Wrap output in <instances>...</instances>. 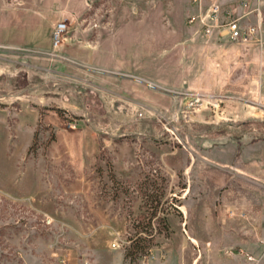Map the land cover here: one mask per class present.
<instances>
[{"label":"rangeland","instance_id":"rangeland-1","mask_svg":"<svg viewBox=\"0 0 264 264\" xmlns=\"http://www.w3.org/2000/svg\"><path fill=\"white\" fill-rule=\"evenodd\" d=\"M257 1L248 0L249 8ZM31 8L64 15L59 21L68 26L62 42L73 31L82 39L99 37L115 23L127 21L144 30L154 28L156 34L160 31L162 61L184 79L178 86L156 87L157 102L144 99L148 104L141 109L149 115L140 111L127 124L113 119L99 93L87 86L81 91L84 114L46 105L39 108L36 126L19 125L22 105L29 103L30 91L42 82L34 66L45 65L41 56L54 47L42 51L0 43V264L115 262L118 253L125 254L131 245L137 226L149 219L151 197L158 198L164 191L149 231L151 248L136 263L152 264L164 257L161 246L168 238L159 232L164 228L160 219L168 221V215L182 214V204L202 198L205 153L214 157L216 169L223 166L219 162H233L236 152V167L252 166L263 172L264 117L258 104L264 73L261 34L236 42L207 36L187 21L195 10L189 0H0V9L6 13H31ZM246 20L257 24L258 17L251 14ZM48 66L65 71L64 80L71 87L79 84L78 76L86 74L72 61H50ZM195 91L213 100L190 108L188 94ZM66 97L71 99L69 94ZM55 113L64 119V128L44 121V115ZM228 118L247 122L241 138L223 133L230 129ZM142 120L151 123L153 133L142 132ZM221 120L227 124L219 128L216 123ZM58 134L59 147H53ZM84 134L95 135L101 144L96 158L87 164L76 142ZM150 136L159 142L154 151L147 144ZM125 140L130 147H122ZM62 141L68 142V150ZM186 146L196 153L188 169L187 198L186 176L179 173V181L172 184L163 168V158H168L171 167L184 163ZM253 178L258 185L264 184L263 174ZM99 214L107 220L99 221ZM118 241L122 245L114 247ZM238 249L234 244L225 248L230 255L235 252L236 264L244 256ZM123 262L133 264L125 257Z\"/></svg>","mask_w":264,"mask_h":264},{"label":"crops","instance_id":"crops-1","mask_svg":"<svg viewBox=\"0 0 264 264\" xmlns=\"http://www.w3.org/2000/svg\"><path fill=\"white\" fill-rule=\"evenodd\" d=\"M31 10V13L12 10L6 13L0 9V43L42 51L53 48L52 28L57 21L63 20L64 15L57 11L43 12L36 8ZM130 23H115L113 27L99 34V37L87 39L78 37L77 31H73L60 46L41 56L45 65H35L34 68L39 70L42 82L30 91L32 96L29 103L22 105L19 125L36 126L40 119L39 108L46 105L62 106L75 113L84 114L86 109L81 91L87 86L99 93L106 111L113 119L127 124L136 119L143 106L148 104L144 99L157 102L153 94L156 87L180 85L184 77L178 71L173 73L174 67L161 59L159 27L156 34L154 28L144 30ZM197 28L201 31L198 26ZM55 60L61 63L75 62L79 65V70L86 74L78 76L79 84L67 86L64 80L66 72L48 66L50 61ZM67 94L71 99L66 97ZM151 106L155 108L154 104ZM225 110L224 108L223 111ZM142 111L144 116L149 115L148 111ZM228 119L236 122V118ZM44 121L58 128L65 127L64 119L56 113L44 115ZM147 121L139 122L141 130L144 128L142 132L153 133L152 125ZM220 124L227 122L221 120L216 126ZM147 141L152 151L159 147L154 136H150ZM76 142L79 149H82L80 158L84 163L87 164L92 157L96 158L101 144L95 135L84 134L76 138ZM59 144L58 134L52 146L59 147ZM62 144L68 150V142L62 141ZM121 145L123 148L131 146L127 140ZM184 154L185 162L178 167L169 166L168 158H163L166 164L163 168L172 184L179 181V173L186 176L184 195L187 198L188 169L194 163L196 153L186 146ZM204 155L206 163L201 173L202 198L191 205L182 204V214L168 215L170 235L161 246L164 257L152 264H236L235 252L233 255L225 252V248L233 244L239 248V253H244L238 264H264V184L258 185L253 178L261 174L264 176V169L261 172L252 166L236 167V152L233 162L217 161L223 166L216 169L213 167L216 161L214 157L206 153ZM127 160L130 163L131 154L127 156ZM189 207L193 208L191 213ZM99 215V221L107 220L102 214ZM104 252L112 253L108 249ZM248 254L254 259H248ZM123 261L124 252H120L115 262L94 264H126Z\"/></svg>","mask_w":264,"mask_h":264},{"label":"built area","instance_id":"built-area-1","mask_svg":"<svg viewBox=\"0 0 264 264\" xmlns=\"http://www.w3.org/2000/svg\"><path fill=\"white\" fill-rule=\"evenodd\" d=\"M189 2L195 6V11L188 15L187 21L197 25L207 36L217 35L236 42L248 41L257 32L261 34L260 38L264 39V0H258L252 8H249L248 0H189ZM251 14L257 15V24L246 20ZM67 26L65 21L56 23L52 32L54 48L61 44ZM204 100L211 101L213 97L205 92H191L188 94L187 105L196 108ZM258 104L264 117V73ZM213 105L217 107L219 102H214ZM121 245L120 241L113 243L114 247ZM247 256L248 259H254L250 254Z\"/></svg>","mask_w":264,"mask_h":264},{"label":"trees","instance_id":"trees-1","mask_svg":"<svg viewBox=\"0 0 264 264\" xmlns=\"http://www.w3.org/2000/svg\"><path fill=\"white\" fill-rule=\"evenodd\" d=\"M60 113H64V111L62 109L59 110ZM247 122H230V129L229 131H223V133H230L231 135H233L236 138H241L244 134H243V130H245L244 126L246 125ZM226 124H220L219 128H221L220 126H225ZM257 137H255L256 139ZM54 139V136L53 138ZM112 178L115 180V176H113V174L111 175ZM164 191H162V195H160L158 198L155 197L154 199L151 197L152 199V213L149 217V219L147 220V222L145 224H141V226H137V230H136V234L134 235V237L132 238L131 241V245L126 247L125 249V254L124 257L127 261H130L133 264L139 263V260L142 258V256H144L145 254H147L151 248V244H152V239H151V232H149L151 229H153V218L157 216L158 213V207L159 204L161 202V196H163ZM160 218V217H159ZM160 225H163V229L159 230V232H163L166 234V236L170 235V228H169V223L166 219H160ZM146 232V236H144L142 233Z\"/></svg>","mask_w":264,"mask_h":264}]
</instances>
